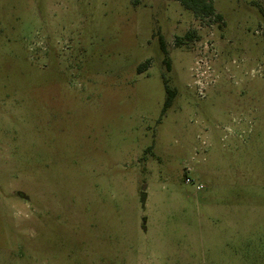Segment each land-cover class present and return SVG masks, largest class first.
I'll return each mask as SVG.
<instances>
[{"label":"rangeland","instance_id":"1","mask_svg":"<svg viewBox=\"0 0 264 264\" xmlns=\"http://www.w3.org/2000/svg\"><path fill=\"white\" fill-rule=\"evenodd\" d=\"M210 3L0 0V264H264V0Z\"/></svg>","mask_w":264,"mask_h":264},{"label":"trees","instance_id":"2","mask_svg":"<svg viewBox=\"0 0 264 264\" xmlns=\"http://www.w3.org/2000/svg\"><path fill=\"white\" fill-rule=\"evenodd\" d=\"M177 1H179L185 8L191 10L192 13L197 17H200L201 15L202 16L214 15L215 18L220 19V16L214 13L210 0H177ZM184 37L191 39L192 37H194V32L188 31L184 35ZM176 42L180 43L179 39H177ZM159 46L162 50H164V43L162 39H159ZM173 93L174 92L166 86V97L163 105L164 109H166L171 104L173 99Z\"/></svg>","mask_w":264,"mask_h":264},{"label":"built area","instance_id":"3","mask_svg":"<svg viewBox=\"0 0 264 264\" xmlns=\"http://www.w3.org/2000/svg\"><path fill=\"white\" fill-rule=\"evenodd\" d=\"M206 18H207V19H209V20H211V21H215V20H216V18H215V16H214V15H212V16H206ZM186 181H188V182H189L190 180H189V179H186ZM196 188H197V189H199V188H200V186H199V185H197V186H196Z\"/></svg>","mask_w":264,"mask_h":264}]
</instances>
